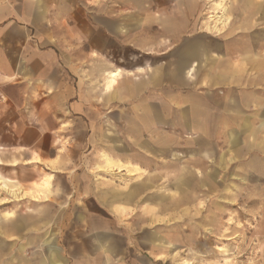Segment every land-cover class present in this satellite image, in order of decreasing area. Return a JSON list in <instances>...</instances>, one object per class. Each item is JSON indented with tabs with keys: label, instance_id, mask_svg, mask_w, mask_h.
Instances as JSON below:
<instances>
[{
	"label": "rangeland",
	"instance_id": "rangeland-1",
	"mask_svg": "<svg viewBox=\"0 0 264 264\" xmlns=\"http://www.w3.org/2000/svg\"><path fill=\"white\" fill-rule=\"evenodd\" d=\"M63 1L73 8L76 20L72 22L79 28L78 34L64 31L65 35L59 33L58 37L63 43L78 42L81 58L88 42L94 41L95 35L89 34L93 25L100 29L105 23L118 24L119 16L127 14L128 27L136 28V10L141 11L144 5L149 6L148 17H158L168 7L173 13L185 4L179 0ZM201 1L195 28L210 31L207 35L218 41L231 38L241 48H254L258 59L264 57V0ZM222 14L228 18L223 24L218 19ZM67 24L66 20L64 26ZM135 32L130 31L129 43L123 44L119 35L109 34L108 50L116 61L127 58L135 63ZM101 36L96 42L102 44ZM261 84L244 92L261 95V102L244 97L250 102L244 103L241 95L245 94L234 93L239 95L240 105H263ZM13 93L17 107L25 102L17 89ZM24 107L29 113L16 109L14 114H0V121H16L19 142L32 143L26 150L17 148L16 165H0L1 173H9L23 189L31 190L19 200L0 204V214L13 211L17 221L21 220L16 236L10 239L16 241V251L41 256L56 247L63 264H264V128L254 129L263 120L258 114L242 115L254 122L253 128L207 130L201 134L127 129L114 103L106 114L99 104L96 110L93 107L92 115L88 111L78 114L61 107L55 98L45 100L35 93ZM228 117L225 114L224 120ZM54 127L59 130H48ZM137 132L140 135L134 136ZM216 135L217 140L210 139ZM228 137L233 140L227 141ZM103 153L127 166L112 172L98 169ZM41 154L53 160H44ZM30 158L32 161H28ZM131 164L140 170L130 172ZM179 169L190 182L208 173L211 183L198 189L196 198L183 200L173 210L159 209L155 202L144 199L150 193L175 194L167 176L173 170L179 174ZM44 180H48L47 197L35 191L43 189ZM144 182L149 183L148 187L137 190L129 202L103 203L105 192H127ZM34 195L39 201H34ZM0 198L6 199L1 190ZM117 207L123 208L121 214L116 212ZM173 234H177L176 239ZM4 235L6 232L1 231L0 250L7 251L9 245L13 249L14 243ZM185 235L193 240L187 241Z\"/></svg>",
	"mask_w": 264,
	"mask_h": 264
},
{
	"label": "crops",
	"instance_id": "crops-1",
	"mask_svg": "<svg viewBox=\"0 0 264 264\" xmlns=\"http://www.w3.org/2000/svg\"><path fill=\"white\" fill-rule=\"evenodd\" d=\"M179 1L185 4L177 6L173 13L168 7L167 12L158 17L146 15L148 5H144L141 11L136 10V28L128 27L127 14L119 16L118 24L105 23L100 29L93 25L89 34L95 35L94 41L88 42L87 52L81 58L78 42L63 43V39L58 37L64 31L78 34L79 26L73 23L76 17L70 5L65 6L63 0H0V114H14L16 109L19 113H29L24 107L27 98L38 93L40 98H55L61 107L78 114L88 111L92 115V109L96 110L97 104L106 114L114 103L119 107L120 121L125 123V128L133 131L182 130L185 133L201 131L203 134L207 130L250 129L254 127V122L242 116L248 113L263 118L258 123L259 127L254 129L264 128V104L253 105L255 102H252L240 105L239 95H234L262 87L264 57L258 59L254 48H241L231 38L218 41L214 36L207 35L210 31L195 28L198 27L197 14L202 1ZM66 20L68 24L64 26ZM191 27L194 28L190 30ZM132 30H136L134 44L138 49L135 63L128 62L127 58L116 61L108 50L109 36L119 35L121 44L124 41L129 43L127 36ZM101 35L104 38L102 44L96 42L97 36L102 38ZM84 63L86 66L81 65ZM15 89L25 101L18 107L13 93ZM241 97L244 103H250L245 98L255 99L257 103L262 98L253 93ZM225 114L230 115L226 121ZM0 127V165H16L17 148L26 150L27 146L32 147V143L19 142L15 120L2 118ZM49 129L59 130L58 127ZM210 139L217 140V135ZM232 140L227 138V141ZM41 157L53 160L42 154ZM102 157L103 162L98 164L100 170L112 172L127 166L106 153ZM131 166L128 169L130 172L140 170L135 164ZM177 172L180 173L173 170V174L167 176V182L176 189L175 194L150 193L144 199L155 202L159 209L173 210L183 200L196 198V191L211 183L212 176L208 173L190 182L183 177L184 170ZM147 185L149 183L144 182L127 192H105L103 203L111 205L116 200L127 203L137 190L141 191ZM41 186L43 189L35 191H41L47 197L45 189L48 180H44ZM188 187L190 190L187 191ZM0 190L6 194V199L0 198V204L19 200L31 191L23 189L9 173L1 172ZM33 198L39 201L37 195ZM115 210L121 214L123 208ZM16 218L13 211H2L0 214V234L5 231L8 242L14 243L13 249L9 245L6 252L0 250V264H63L61 252L56 247L46 250L41 256L16 251V241L10 240L22 225L21 220ZM191 235H185L187 241L193 240ZM172 236L177 238V234Z\"/></svg>",
	"mask_w": 264,
	"mask_h": 264
},
{
	"label": "bare ground",
	"instance_id": "bare-ground-1",
	"mask_svg": "<svg viewBox=\"0 0 264 264\" xmlns=\"http://www.w3.org/2000/svg\"><path fill=\"white\" fill-rule=\"evenodd\" d=\"M218 19H219V21H220L221 24H223V23H225V22L228 21V18L224 14L218 16Z\"/></svg>",
	"mask_w": 264,
	"mask_h": 264
}]
</instances>
